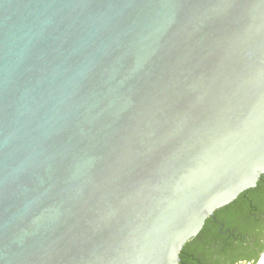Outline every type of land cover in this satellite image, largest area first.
Returning a JSON list of instances; mask_svg holds the SVG:
<instances>
[{
    "label": "water",
    "instance_id": "1",
    "mask_svg": "<svg viewBox=\"0 0 264 264\" xmlns=\"http://www.w3.org/2000/svg\"><path fill=\"white\" fill-rule=\"evenodd\" d=\"M264 175V0H0V264H179Z\"/></svg>",
    "mask_w": 264,
    "mask_h": 264
},
{
    "label": "flooded vegetation",
    "instance_id": "2",
    "mask_svg": "<svg viewBox=\"0 0 264 264\" xmlns=\"http://www.w3.org/2000/svg\"><path fill=\"white\" fill-rule=\"evenodd\" d=\"M205 222L179 264H264V179ZM254 208L249 214L248 209ZM201 231V230H200ZM199 231V232H200Z\"/></svg>",
    "mask_w": 264,
    "mask_h": 264
},
{
    "label": "trees",
    "instance_id": "3",
    "mask_svg": "<svg viewBox=\"0 0 264 264\" xmlns=\"http://www.w3.org/2000/svg\"><path fill=\"white\" fill-rule=\"evenodd\" d=\"M262 179H264V175H262V178H261L260 181H262ZM258 187H259V186H258ZM258 187H256V188H250L249 190H256ZM249 190H245L243 193H241V196L244 195V193H246V192L249 191ZM254 210H255L254 208H251V207H250L247 211H248L249 214H251V213H253ZM215 213H218V210H216ZM210 219H211V217H208L206 221L208 222ZM203 229H204V228H203ZM203 229H201V231H200V232H199V233H198L193 239L188 240V241L185 243V245H184V247H183L184 251L186 250V248H187V247H188L193 241H195V240L200 236V234L202 233ZM180 257H181V258L185 257V256H184V252H183V250L180 252Z\"/></svg>",
    "mask_w": 264,
    "mask_h": 264
}]
</instances>
